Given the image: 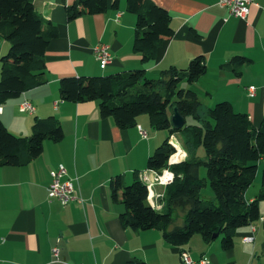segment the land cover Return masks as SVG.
Here are the masks:
<instances>
[{
	"label": "crops",
	"instance_id": "crops-1",
	"mask_svg": "<svg viewBox=\"0 0 264 264\" xmlns=\"http://www.w3.org/2000/svg\"><path fill=\"white\" fill-rule=\"evenodd\" d=\"M73 1L33 0L37 13L57 28L46 48V81L0 106V119L16 135L30 134L33 119L49 115L59 120L64 131L59 141L45 140L40 155L29 163L0 166V264H127L132 258L147 264H181L183 250L194 260L207 258V264H264L261 220L238 228L227 248L219 235L206 241L194 233L176 246L158 228L134 230L124 225V205L112 199L110 180L120 175L129 184L138 176L151 186L149 203L161 209L166 184L156 176L165 170L158 173L148 168L147 159L164 141L165 132L154 129L147 115L121 128L113 117L101 114L97 100L65 101L58 91L63 76L143 68L148 77L155 78L163 69L185 68L192 58L202 55L206 72L185 84L195 90L201 108L227 101L259 126L264 116V0H251L244 19L217 0H152L169 12L173 33L149 61H142L133 50L136 16L127 11L126 0H118L117 7L115 0H107L104 12L69 19L66 7ZM1 40L0 56L8 47ZM97 44L109 47L111 60L104 68L93 53ZM235 56L245 58L237 69L231 63ZM24 99L35 106L33 113L20 109ZM171 137L185 158L182 142L176 135ZM59 164L66 169L61 179H70L74 187V198L66 204L49 198L47 192L50 172ZM257 170L254 181L259 179ZM251 191L248 187V201L258 193ZM258 207L262 219L264 199H259ZM179 213L176 224L183 216ZM248 234L253 239L243 241L242 236ZM54 246L59 249L58 262L52 254Z\"/></svg>",
	"mask_w": 264,
	"mask_h": 264
},
{
	"label": "trees",
	"instance_id": "trees-1",
	"mask_svg": "<svg viewBox=\"0 0 264 264\" xmlns=\"http://www.w3.org/2000/svg\"><path fill=\"white\" fill-rule=\"evenodd\" d=\"M113 5L117 7L118 0ZM107 6V0H74L66 12L73 19L81 14L102 13ZM126 9L136 16L133 50L142 61H149L160 43L172 36L170 14L152 0H126ZM56 35V26L37 13L33 0H0V38L9 44L8 51L0 57V106L46 81V48ZM244 61L243 56H235L231 63L237 69ZM206 69L200 55L192 58L187 67L170 66L155 78L148 77L143 68L107 75L63 76L58 91L65 101L97 100L101 114L113 117L121 128L135 125L137 117L145 114L154 129L167 131L166 139L147 159L148 168L173 173L160 197L161 209L149 203L147 184L138 176L129 184L120 175L110 180L112 199L124 205V225L134 230L158 228L164 239L176 246L186 243L194 233L211 241L217 232L227 248L238 228L261 220L264 229L258 207L259 199H264V167L255 199L248 201L246 197L257 164L264 159V116L255 126L247 114L237 112L227 101L203 110L195 90L185 84L198 79ZM173 105L185 119L181 127H173L170 122ZM171 135L180 139L187 154L174 163H168L175 151L169 142ZM63 136V128L53 115L35 117L28 135L12 133L0 119V166L25 165L40 155L45 140L56 142ZM207 183L216 204L200 196ZM173 209L183 212V223L181 219L176 224ZM127 264L147 262L132 258Z\"/></svg>",
	"mask_w": 264,
	"mask_h": 264
},
{
	"label": "built area",
	"instance_id": "built-area-1",
	"mask_svg": "<svg viewBox=\"0 0 264 264\" xmlns=\"http://www.w3.org/2000/svg\"><path fill=\"white\" fill-rule=\"evenodd\" d=\"M251 0H217L220 6H225L228 8L229 12L241 19H244L249 11V3ZM93 53L98 61L101 68H104L111 60V55L109 52V47L106 44H97L93 47ZM264 88V86H263ZM249 91H254V86H249ZM20 109L22 111L33 113L35 106L28 100L24 99L20 103ZM140 134L146 136V131L139 127ZM169 142L174 146L175 151L169 156L168 163H174L182 159V155L178 152L177 143L172 137ZM163 171V170H162ZM66 173V169L62 164H59L54 170L50 172L51 181L47 187L48 197L54 198L61 202V204H66L74 198V187L70 179L62 180L61 177ZM171 177V178H169ZM173 178V173L166 170L164 173L157 175L156 180L161 183L167 184ZM148 189L151 187L150 184L147 185ZM153 206V205H152ZM253 228V227H252ZM253 236L251 234L242 236L243 241H251ZM52 254L55 261H59V249L57 246L52 248ZM182 261L181 264H207V258H201L199 260H194L188 253L187 250L181 252Z\"/></svg>",
	"mask_w": 264,
	"mask_h": 264
},
{
	"label": "rangeland",
	"instance_id": "rangeland-1",
	"mask_svg": "<svg viewBox=\"0 0 264 264\" xmlns=\"http://www.w3.org/2000/svg\"><path fill=\"white\" fill-rule=\"evenodd\" d=\"M2 42H3V40H1ZM7 44H8V42H7ZM8 47H9V44L7 45ZM8 47L6 48V50L3 52V54L2 55H4L7 51H8ZM1 55V56H2ZM0 56V57H1ZM110 74V73H109ZM105 75H107V74H105ZM170 109V108H169ZM170 111H171V109H170ZM142 116H146L145 114H142ZM147 117V116H146ZM191 121V118H189V120H188V122H190ZM159 132H165V136H164V138L163 139H165V137L167 136V131L166 130H159ZM163 141V140H162ZM162 141L158 144V145H160L161 143H162ZM201 148V153H202V155L204 156V151H203V148H202V146H200ZM153 153V152H152ZM258 167H259V179H256L250 186H249V188L252 190L251 192H250V194H256L257 193V191L259 190V187H261V181H262V171H263V168L262 167H264V161H262V163H260V162H258ZM258 171V170H257ZM201 173L202 174H205V168H202L201 169ZM246 195H248V189H247V191H246ZM200 196H201V198H204V199H207L208 201L210 200L212 203H214V204H216L217 203V199L215 198V195H214V192H213V190L211 189V187H210V185H209V183H207V185L206 186H204V187H202V189H201V191H200ZM165 209H162L161 211H164ZM180 211H178L177 209H173L172 210V217H173V219H179V218H181V216L179 215L180 213H179ZM183 221H184V215H183V217H182V222L181 223H183ZM220 239L222 238V235H219L218 236Z\"/></svg>",
	"mask_w": 264,
	"mask_h": 264
},
{
	"label": "water",
	"instance_id": "water-1",
	"mask_svg": "<svg viewBox=\"0 0 264 264\" xmlns=\"http://www.w3.org/2000/svg\"><path fill=\"white\" fill-rule=\"evenodd\" d=\"M170 122L173 127H181L185 123L184 117L179 113L175 105L171 107ZM216 236H218L217 232L213 234V237Z\"/></svg>",
	"mask_w": 264,
	"mask_h": 264
},
{
	"label": "clouds",
	"instance_id": "clouds-1",
	"mask_svg": "<svg viewBox=\"0 0 264 264\" xmlns=\"http://www.w3.org/2000/svg\"><path fill=\"white\" fill-rule=\"evenodd\" d=\"M169 178H171V177H169ZM152 205V204H151Z\"/></svg>",
	"mask_w": 264,
	"mask_h": 264
}]
</instances>
